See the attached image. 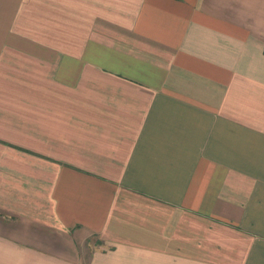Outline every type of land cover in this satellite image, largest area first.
<instances>
[{"label": "crops", "instance_id": "crops-1", "mask_svg": "<svg viewBox=\"0 0 264 264\" xmlns=\"http://www.w3.org/2000/svg\"><path fill=\"white\" fill-rule=\"evenodd\" d=\"M0 264H264V0H0Z\"/></svg>", "mask_w": 264, "mask_h": 264}]
</instances>
